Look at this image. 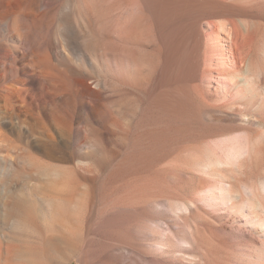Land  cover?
<instances>
[{"label": "bare ground", "instance_id": "6f19581e", "mask_svg": "<svg viewBox=\"0 0 264 264\" xmlns=\"http://www.w3.org/2000/svg\"><path fill=\"white\" fill-rule=\"evenodd\" d=\"M52 2L57 36L29 46ZM0 37V135L37 120L53 152L79 119L102 120L85 125L101 150L66 147L105 174L95 198L106 238L133 252L122 264H264V0H0ZM62 85L72 111L40 117V91ZM52 175L48 193L0 197V264H69L79 249L93 264L70 182Z\"/></svg>", "mask_w": 264, "mask_h": 264}, {"label": "rangeland", "instance_id": "374dc122", "mask_svg": "<svg viewBox=\"0 0 264 264\" xmlns=\"http://www.w3.org/2000/svg\"><path fill=\"white\" fill-rule=\"evenodd\" d=\"M59 4L52 2L47 15L28 27V45L43 49L51 45L57 36V12ZM21 23L27 24V18L21 17ZM4 40L0 37V42ZM71 63L70 60H67ZM73 63V62H72ZM74 64V63H73ZM62 94H48L41 90L39 108L37 112L44 117L47 111H54V106H59L61 112H70L75 106V99L66 87L62 85ZM46 108V109H45ZM90 124L94 129H102L103 122L98 115L82 120L79 119L74 128L81 135H61L57 146H61L53 152H47L41 145L48 140L44 135H38L43 130V123L28 119L26 123L13 130H8L10 135H0V197L8 193L11 199L35 198L51 191V183L55 181L53 172L59 171L60 177L66 176L70 182V188L64 190L67 195H73L69 202L67 212L72 217L76 226L80 229L79 236L83 243V249L88 253L89 261L93 264H101L109 256L121 258L119 264L129 259L133 254L122 246H116L114 242L106 238L105 219L100 212L102 203L95 198V189L104 186L105 174L77 165L75 156L66 145L71 141L72 149H78L79 144L86 138H98L99 149L106 145V135H85V125ZM101 158L103 151L97 153ZM59 177V178H60ZM50 189V190H49ZM79 249L72 255L69 264H81ZM153 254L148 253L150 258ZM103 259V260H102Z\"/></svg>", "mask_w": 264, "mask_h": 264}]
</instances>
